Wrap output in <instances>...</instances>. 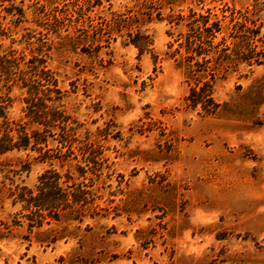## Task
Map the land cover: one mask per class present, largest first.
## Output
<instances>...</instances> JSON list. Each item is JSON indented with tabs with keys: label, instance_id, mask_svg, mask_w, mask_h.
<instances>
[{
	"label": "rangeland",
	"instance_id": "374dc122",
	"mask_svg": "<svg viewBox=\"0 0 264 264\" xmlns=\"http://www.w3.org/2000/svg\"><path fill=\"white\" fill-rule=\"evenodd\" d=\"M36 65L70 143L0 153V264H264V0H0V122Z\"/></svg>",
	"mask_w": 264,
	"mask_h": 264
},
{
	"label": "trees",
	"instance_id": "16d2710c",
	"mask_svg": "<svg viewBox=\"0 0 264 264\" xmlns=\"http://www.w3.org/2000/svg\"><path fill=\"white\" fill-rule=\"evenodd\" d=\"M33 67V68H32ZM26 74L30 73L28 79L22 77L24 86L27 87L29 95L26 97V110L28 121L16 122L4 119L0 122V153L17 148H31L42 150L43 145H48L49 136L54 137V127H59V139L63 146H67L69 134L65 122L69 118L65 114V109L61 108L62 91L58 86V80L49 69L32 66ZM35 76V77H34ZM195 91V90H194ZM2 115V114H1ZM37 122L43 124V129L29 130V124ZM15 132V134H13ZM70 143V142H69ZM49 149H45L43 154H48ZM59 156V153H57ZM55 175L58 176L57 173ZM45 175H42V184L39 187V192L36 195L30 194L33 200L35 210L40 213L43 207L57 203L58 199H66L67 192H62V197H53L57 187L54 183L56 179L50 181ZM56 178V176H55ZM53 182V183H52ZM32 193V192H31ZM74 200H77L76 194H73ZM56 217H59V212H54Z\"/></svg>",
	"mask_w": 264,
	"mask_h": 264
}]
</instances>
